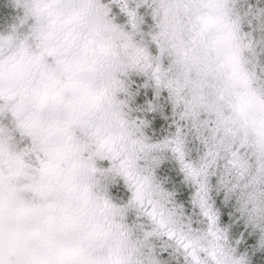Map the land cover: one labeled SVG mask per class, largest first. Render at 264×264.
<instances>
[{
  "label": "snow or ice",
  "instance_id": "obj_1",
  "mask_svg": "<svg viewBox=\"0 0 264 264\" xmlns=\"http://www.w3.org/2000/svg\"><path fill=\"white\" fill-rule=\"evenodd\" d=\"M0 264H264V0H0Z\"/></svg>",
  "mask_w": 264,
  "mask_h": 264
}]
</instances>
